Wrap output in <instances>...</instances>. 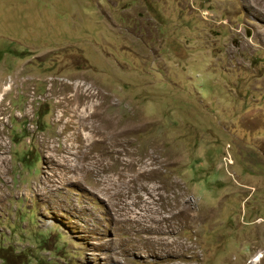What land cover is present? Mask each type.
I'll return each instance as SVG.
<instances>
[{
	"label": "rangeland",
	"instance_id": "1",
	"mask_svg": "<svg viewBox=\"0 0 264 264\" xmlns=\"http://www.w3.org/2000/svg\"><path fill=\"white\" fill-rule=\"evenodd\" d=\"M0 264H264V0H0Z\"/></svg>",
	"mask_w": 264,
	"mask_h": 264
},
{
	"label": "bare ground",
	"instance_id": "2",
	"mask_svg": "<svg viewBox=\"0 0 264 264\" xmlns=\"http://www.w3.org/2000/svg\"><path fill=\"white\" fill-rule=\"evenodd\" d=\"M72 88L67 90L64 89L63 87L60 90H57L55 93H60L59 95H62L64 98L63 100H70L79 96L80 95V89L81 87L76 83L75 86H71ZM73 90V92H75V94H73L72 96H70V92ZM54 93V91H53ZM70 96V97H69ZM80 98V97H79ZM74 100V99H73ZM97 114V113H96ZM98 116V115H97ZM100 120V119H99ZM71 121V120H70ZM70 123V122H69ZM68 124V123H67ZM63 177V176H62ZM61 183L63 182L64 179H61ZM52 177H46L45 179V183H44V187H49L50 184L52 183ZM42 190V189H41Z\"/></svg>",
	"mask_w": 264,
	"mask_h": 264
}]
</instances>
